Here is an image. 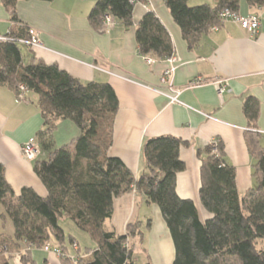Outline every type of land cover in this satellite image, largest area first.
Here are the masks:
<instances>
[{"label":"trees","instance_id":"16d2710c","mask_svg":"<svg viewBox=\"0 0 264 264\" xmlns=\"http://www.w3.org/2000/svg\"><path fill=\"white\" fill-rule=\"evenodd\" d=\"M18 1L2 0L12 21L18 23L10 32L15 39L29 35L27 26L18 22ZM146 1L97 0L89 21L102 31L109 14L130 27L136 3ZM164 1L190 48L220 24V11L239 9V0H216L213 5ZM247 1L264 6V0ZM136 40L142 55L166 58L175 52L170 32L153 10L138 22ZM0 84L14 90L24 84L38 95L45 128L37 140L41 150L49 152L47 159L37 160L34 166L47 189L46 196L29 186L16 194L0 163V204L15 228L14 236L0 233V264H6L15 251H20L23 264H34L32 249L43 248L46 242L61 246L67 253L78 242L75 264H139L134 243L143 240L140 225L130 223L125 234L106 227L114 199L131 190L160 207L174 243L172 264H264V145L253 132H246V142L255 158L256 184L243 195L237 190L236 169L226 160L221 143L214 146L210 142L197 151L202 161L199 197L211 215L202 220L194 201L181 198L177 192V175L186 169L181 149L187 141L168 134L147 139L143 156L149 172L139 177L119 157L109 154L120 105L109 82L83 83L56 64L37 61L34 55L27 61L19 42L6 40L0 41ZM243 109L253 124L260 102L249 96ZM60 119L74 121L80 134L72 142L56 146L52 134ZM65 217L95 245L82 248L74 236H68L61 223ZM85 254L91 257L85 259ZM71 261L69 256L62 258V264Z\"/></svg>","mask_w":264,"mask_h":264},{"label":"crops","instance_id":"0c3cea01","mask_svg":"<svg viewBox=\"0 0 264 264\" xmlns=\"http://www.w3.org/2000/svg\"><path fill=\"white\" fill-rule=\"evenodd\" d=\"M96 1L19 0L18 22L33 28L44 44V48L28 47L32 51L26 60L34 55L37 61L56 64L83 83L109 82L114 87L120 105L109 154L119 157L136 177L149 172L143 156L147 139L168 134L187 141L188 145L181 149L186 169L177 175V192L181 198L194 201L202 220L208 219L211 215L199 197L202 166L199 149L214 140L222 144L226 160L236 169L240 195L256 184L253 177L255 158L249 152L246 132H253L264 145V6L239 0L241 15H261V25L255 35L248 34L232 19L221 20L190 48L164 0L136 3L132 26L127 27L114 18L113 24L102 31L89 21ZM189 3L213 5L216 0H189ZM149 10L158 15L171 34L174 55L178 58L174 84L182 89V103H171L167 96L154 90L165 88L161 76L168 63L153 56L156 61L148 64L145 56L139 53L136 27ZM15 24L0 0V33H10L12 28H17L18 23ZM197 78L206 81L190 86L189 83ZM220 81L225 84L222 94L219 93ZM249 96H255L260 102L259 115L253 124L243 109ZM44 128L38 95L29 91L26 100L18 101L16 90L0 84V163L16 194L29 186L38 194L47 195L34 166L37 160L47 159L49 152L41 150L35 160L27 159L22 153V146L31 138H38ZM79 134L80 129L74 121L60 119L52 137L56 146H62ZM134 222L143 232L141 246L149 237L145 252L156 256L160 264H172L174 243L160 207L148 203L144 194L131 190L114 199V211L106 227L125 234L127 226ZM14 232L12 219L0 204V233L14 236ZM66 234L74 236L81 244L75 232L66 231ZM89 237L87 239H91ZM34 250L47 253L45 264H62L63 257L54 252L33 248L34 264H37ZM67 254L77 255L75 249H69ZM90 257V254L84 255L85 259ZM6 264H23L20 251H15Z\"/></svg>","mask_w":264,"mask_h":264},{"label":"built area","instance_id":"2783aa9c","mask_svg":"<svg viewBox=\"0 0 264 264\" xmlns=\"http://www.w3.org/2000/svg\"><path fill=\"white\" fill-rule=\"evenodd\" d=\"M220 19L227 20L232 19L240 24V26L247 31L250 35H255L258 32V29L261 25V15L259 13H251L247 16L241 15L238 11L232 10L231 8H224L220 11ZM114 22L112 15L107 14L103 21V29L109 28ZM28 37L27 38H13L10 33L1 34L0 41H17L21 44L26 45L30 48H44L42 40L39 38V35L33 28L28 27ZM145 60L148 64H153L156 61V58L150 55H144ZM164 59L168 66L164 69L161 76V83L164 84L165 88H156L155 91L168 97L171 103H182L180 100V94L182 89L177 87L174 84V74L178 68V58L173 54ZM206 80L203 78H197L189 83V85H200L203 84ZM220 81L219 93L222 94L225 90V84ZM28 89L24 84H19L16 89V99L18 101H24L28 96ZM212 144L216 146L218 144L217 140L212 141ZM41 152L40 145L36 137L31 138L22 146V153L29 160H35ZM73 247L75 250L78 249V242H74ZM43 249L48 252H54L58 257L69 256L71 259L76 262V256H70L67 254L61 246L52 244L51 242H46L43 246Z\"/></svg>","mask_w":264,"mask_h":264},{"label":"rangeland","instance_id":"374dc122","mask_svg":"<svg viewBox=\"0 0 264 264\" xmlns=\"http://www.w3.org/2000/svg\"><path fill=\"white\" fill-rule=\"evenodd\" d=\"M19 47L21 48L23 54L25 56H28V54H29L28 47L24 44H21V43H19ZM61 223L64 226V228L66 229V231H69V232L73 231L80 237L81 246L83 248L85 247V245H88V244L91 245L94 243L92 239H87V236L89 237V235L87 233H85L84 231H82L81 229H79L76 225H74L75 223L71 219L65 217L61 220ZM148 245H149V237H147L146 240L143 241L142 246L138 242L134 243V247H135L134 257L136 258V261L139 264H145L148 262H150L151 264H160L161 262L159 261V259L156 256H152V255L150 256L145 252L146 248H148L147 247ZM33 253H34L35 258L37 259V264H45L44 263V257L47 256L46 252L34 250Z\"/></svg>","mask_w":264,"mask_h":264}]
</instances>
